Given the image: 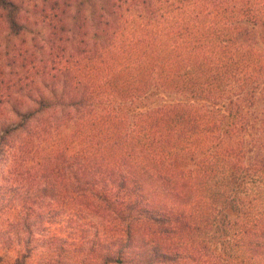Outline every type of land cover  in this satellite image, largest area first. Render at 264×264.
<instances>
[{"label": "trees", "instance_id": "trees-1", "mask_svg": "<svg viewBox=\"0 0 264 264\" xmlns=\"http://www.w3.org/2000/svg\"><path fill=\"white\" fill-rule=\"evenodd\" d=\"M0 59V151L107 219L99 264H264V0H0Z\"/></svg>", "mask_w": 264, "mask_h": 264}, {"label": "rangeland", "instance_id": "rangeland-1", "mask_svg": "<svg viewBox=\"0 0 264 264\" xmlns=\"http://www.w3.org/2000/svg\"><path fill=\"white\" fill-rule=\"evenodd\" d=\"M31 154L16 151L7 156L0 151V254L10 262L28 245L25 262L29 264H99L105 250L114 245L109 222L90 215L84 206L89 201L76 195L66 182L57 184L51 197H33L42 183L29 179L27 184L17 177L19 170L30 168L25 163L32 164L27 160ZM32 165L29 171L37 176L38 169ZM11 186L18 189L12 192L8 190ZM26 220L29 231L24 227Z\"/></svg>", "mask_w": 264, "mask_h": 264}]
</instances>
